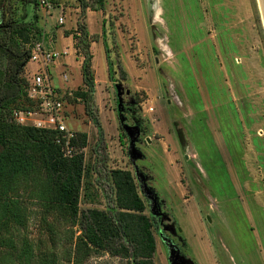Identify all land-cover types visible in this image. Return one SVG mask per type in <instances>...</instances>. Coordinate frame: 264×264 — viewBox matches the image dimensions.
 Returning <instances> with one entry per match:
<instances>
[{
	"label": "rangeland",
	"instance_id": "obj_1",
	"mask_svg": "<svg viewBox=\"0 0 264 264\" xmlns=\"http://www.w3.org/2000/svg\"><path fill=\"white\" fill-rule=\"evenodd\" d=\"M56 1L0 0V21L37 20L44 35L36 43L57 50L69 45V55L56 60L54 82L85 88L83 54L73 36L80 3ZM89 4L83 21L97 36L91 43L93 112L101 127L83 100L66 106L69 128L87 133L80 208L111 206L110 170L128 169L146 213L159 222L154 264H264V21L258 0ZM31 67L24 66V78ZM126 126L141 131L134 149L129 132L136 131ZM34 217L30 232L37 238L43 230ZM85 264L131 263L103 253Z\"/></svg>",
	"mask_w": 264,
	"mask_h": 264
},
{
	"label": "trees",
	"instance_id": "obj_2",
	"mask_svg": "<svg viewBox=\"0 0 264 264\" xmlns=\"http://www.w3.org/2000/svg\"><path fill=\"white\" fill-rule=\"evenodd\" d=\"M15 1L34 6L42 3ZM78 1L81 18L73 36L77 51L83 54L85 88L74 93L100 128L93 112L95 72L91 51L97 36L90 34L83 21L89 0ZM43 35L37 20L25 22L3 16L0 21V264H85L93 255L103 253L125 258L131 264H154L159 222L154 214L146 213L133 172L111 169L112 205L82 210L87 133L75 132L71 142L80 151L66 157L57 141L58 131L22 125L14 119V111L36 106L28 97L22 72L33 43ZM34 204L38 208L35 211ZM34 216L43 230L37 238L30 232Z\"/></svg>",
	"mask_w": 264,
	"mask_h": 264
},
{
	"label": "built area",
	"instance_id": "obj_3",
	"mask_svg": "<svg viewBox=\"0 0 264 264\" xmlns=\"http://www.w3.org/2000/svg\"><path fill=\"white\" fill-rule=\"evenodd\" d=\"M45 3L46 1L42 0L41 4ZM60 21L63 22V18H60ZM70 50L69 45L63 46L61 50L52 47V44L47 47L44 42L32 45L28 63H34L35 67L26 69L25 79L28 97L36 106L30 110H16L13 114L19 124L58 131L57 141L66 157H72L80 151L71 142L76 131L68 126L66 106L72 100L80 101L81 98L75 96L74 89L55 83L52 71L56 68L57 58L66 57ZM61 74L63 81H67L68 73Z\"/></svg>",
	"mask_w": 264,
	"mask_h": 264
},
{
	"label": "water",
	"instance_id": "obj_4",
	"mask_svg": "<svg viewBox=\"0 0 264 264\" xmlns=\"http://www.w3.org/2000/svg\"><path fill=\"white\" fill-rule=\"evenodd\" d=\"M258 4H259L260 11H261V14H262V18H263V21H264V0H258ZM126 128L128 130L134 129L136 131L135 135H133V133H131V131L129 132L130 136L132 137L131 141H130V144H131V146L134 149V143H135V140H137V138H138V136L140 134V131H139L137 126H126ZM176 252H177L176 255H179V248L178 247H177V251Z\"/></svg>",
	"mask_w": 264,
	"mask_h": 264
},
{
	"label": "crops",
	"instance_id": "obj_5",
	"mask_svg": "<svg viewBox=\"0 0 264 264\" xmlns=\"http://www.w3.org/2000/svg\"><path fill=\"white\" fill-rule=\"evenodd\" d=\"M57 65H58V64L56 63V67H57Z\"/></svg>",
	"mask_w": 264,
	"mask_h": 264
},
{
	"label": "flooded vegetation",
	"instance_id": "obj_6",
	"mask_svg": "<svg viewBox=\"0 0 264 264\" xmlns=\"http://www.w3.org/2000/svg\"><path fill=\"white\" fill-rule=\"evenodd\" d=\"M141 132V131H140ZM157 218V217H156ZM158 220V219H157Z\"/></svg>",
	"mask_w": 264,
	"mask_h": 264
}]
</instances>
